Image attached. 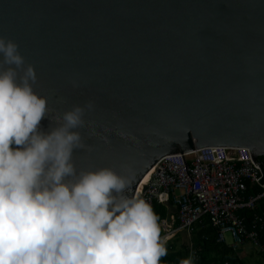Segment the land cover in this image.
Instances as JSON below:
<instances>
[{
	"label": "water",
	"instance_id": "95a60500",
	"mask_svg": "<svg viewBox=\"0 0 264 264\" xmlns=\"http://www.w3.org/2000/svg\"><path fill=\"white\" fill-rule=\"evenodd\" d=\"M0 36L34 66L41 131L93 101L75 166L129 197L162 160L264 158V0H0Z\"/></svg>",
	"mask_w": 264,
	"mask_h": 264
},
{
	"label": "clouds",
	"instance_id": "9594fccd",
	"mask_svg": "<svg viewBox=\"0 0 264 264\" xmlns=\"http://www.w3.org/2000/svg\"><path fill=\"white\" fill-rule=\"evenodd\" d=\"M0 54V264H160L166 239L151 205L125 194L131 177L77 171L73 151L84 141L76 129L93 101L41 131L49 110L33 89L34 66L11 38L0 36Z\"/></svg>",
	"mask_w": 264,
	"mask_h": 264
},
{
	"label": "built area",
	"instance_id": "2783aa9c",
	"mask_svg": "<svg viewBox=\"0 0 264 264\" xmlns=\"http://www.w3.org/2000/svg\"><path fill=\"white\" fill-rule=\"evenodd\" d=\"M263 164L253 156L213 159L196 155L181 164L162 160L139 197L150 205L170 201L176 206L175 228L168 230L166 220L159 221L166 230L161 239L168 240L179 230L192 233L194 225L206 219L216 231L217 242L236 252L249 243L264 257V243L259 239L264 217L255 215L247 223L241 213L254 209L264 198ZM226 233L231 236L229 242Z\"/></svg>",
	"mask_w": 264,
	"mask_h": 264
},
{
	"label": "trees",
	"instance_id": "16d2710c",
	"mask_svg": "<svg viewBox=\"0 0 264 264\" xmlns=\"http://www.w3.org/2000/svg\"><path fill=\"white\" fill-rule=\"evenodd\" d=\"M252 192L254 191H249ZM151 207L159 221L169 214L165 204L156 202ZM241 213L247 223L255 215L264 217V198L257 202L254 209L243 210ZM190 236L191 245L181 243L178 235L166 240L167 254L161 258L160 264H182L186 259H191L192 264H249L236 251L216 241V231L206 219L194 225ZM259 239L264 243V229L261 230Z\"/></svg>",
	"mask_w": 264,
	"mask_h": 264
},
{
	"label": "crops",
	"instance_id": "0c3cea01",
	"mask_svg": "<svg viewBox=\"0 0 264 264\" xmlns=\"http://www.w3.org/2000/svg\"><path fill=\"white\" fill-rule=\"evenodd\" d=\"M162 204L166 205V208L168 209V212H169L168 216L163 218V219L166 220V224L169 228L168 230L173 229L177 226V220L175 218L176 217V206L170 202H165ZM160 229L162 232V233L160 232V236L162 237L166 233V230L163 227H160ZM190 234L191 233H187L186 230H179V231H176L170 238L174 237L175 235H178L181 243L191 245ZM180 242H178V243H180ZM247 244H249V243H247ZM252 248H253V250H251L253 252L252 254H256L257 258H254V256L249 257L250 252L247 251V249L242 251V253H240V256L249 264H263V260H264L263 258L264 257L256 250V248H254L253 245H252Z\"/></svg>",
	"mask_w": 264,
	"mask_h": 264
},
{
	"label": "rangeland",
	"instance_id": "374dc122",
	"mask_svg": "<svg viewBox=\"0 0 264 264\" xmlns=\"http://www.w3.org/2000/svg\"><path fill=\"white\" fill-rule=\"evenodd\" d=\"M179 191L177 190V193H178ZM162 233V232H161ZM226 241L227 242H229L230 240H231V236H230V234H228V233H226ZM247 249V251H249L250 252V255H249V257H253L254 256V258H257V256H256V254H252L253 252L251 251V250H253V248H252V245L251 244H246V245H243V246H240L238 249H237V253L238 254H240V253H242V251H244V250H246Z\"/></svg>",
	"mask_w": 264,
	"mask_h": 264
},
{
	"label": "bare ground",
	"instance_id": "6f19581e",
	"mask_svg": "<svg viewBox=\"0 0 264 264\" xmlns=\"http://www.w3.org/2000/svg\"><path fill=\"white\" fill-rule=\"evenodd\" d=\"M256 159H260V160H262L263 162H264V158L263 157H258V158H256ZM170 202V201H169ZM171 203V202H170ZM162 204V203H161ZM174 205V204H173Z\"/></svg>",
	"mask_w": 264,
	"mask_h": 264
}]
</instances>
